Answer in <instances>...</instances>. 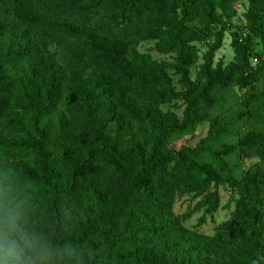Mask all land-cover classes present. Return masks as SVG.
<instances>
[{
	"label": "trees",
	"instance_id": "1",
	"mask_svg": "<svg viewBox=\"0 0 264 264\" xmlns=\"http://www.w3.org/2000/svg\"><path fill=\"white\" fill-rule=\"evenodd\" d=\"M228 2L0 0V244L19 242L32 264H264V54L250 46L264 50V0H247L234 61L212 68V45L187 80L190 42L219 40ZM143 40L174 63L133 52ZM172 100L179 117L159 109ZM202 122L194 147L168 148ZM209 185L234 208L207 236L172 204ZM199 205L211 214L216 195Z\"/></svg>",
	"mask_w": 264,
	"mask_h": 264
},
{
	"label": "rangeland",
	"instance_id": "2",
	"mask_svg": "<svg viewBox=\"0 0 264 264\" xmlns=\"http://www.w3.org/2000/svg\"><path fill=\"white\" fill-rule=\"evenodd\" d=\"M247 0H229L228 8L225 14L222 15L223 19L228 21L225 30L221 33L219 40L216 38L217 29L207 34L206 40L204 41H192L191 45L195 48V61L188 67L187 80L190 83H197L200 72V67L204 62L203 56L206 54L208 49L212 45H216V48L212 52L210 60V66L212 68L219 67L220 69L225 68L229 63L234 61L233 49L231 47V39L234 34L245 32L246 34V20L243 14L246 10ZM217 13H220L217 9ZM189 27L192 31L198 33L203 30V26L196 20H193ZM163 43L168 44L169 40L164 39ZM250 46L252 50L259 55L264 54V50L260 41L257 38L250 39ZM133 52L138 55H148L152 60L161 61L168 64L174 63V57L176 56L175 50L162 51L157 45V40H143L132 47ZM254 60L251 64H254ZM172 67L167 69L168 74L172 77V84L176 89L182 90V84L178 82V76L174 74ZM229 97L232 102H238L240 99V91L234 86H231V92ZM182 104L179 100H172L167 104L161 105L159 109L162 112H172L178 117L182 110ZM259 114L264 115V109L258 111ZM248 125L246 121L244 127ZM243 127V128H244ZM208 128L207 122L199 123L195 126L192 133L182 134L175 136L169 143L168 148L178 150L181 146L194 147L197 142L205 137ZM5 154L0 153V162L4 164L2 159ZM22 158V157H21ZM257 161V158H242L239 162V167L246 170L250 165ZM6 162V161H5ZM216 195L217 206L214 212L207 213L205 206H200L205 196ZM233 194L226 185H209V187L198 196H192L189 194H183L174 198L172 204L173 214L179 218L181 225L190 230L198 231L201 234L210 236L212 235L215 227L226 221L229 218L230 213L233 211Z\"/></svg>",
	"mask_w": 264,
	"mask_h": 264
},
{
	"label": "clouds",
	"instance_id": "3",
	"mask_svg": "<svg viewBox=\"0 0 264 264\" xmlns=\"http://www.w3.org/2000/svg\"><path fill=\"white\" fill-rule=\"evenodd\" d=\"M5 235L10 236L11 233L5 232ZM0 264H32V257L26 254L19 242L12 239L0 244Z\"/></svg>",
	"mask_w": 264,
	"mask_h": 264
},
{
	"label": "built area",
	"instance_id": "4",
	"mask_svg": "<svg viewBox=\"0 0 264 264\" xmlns=\"http://www.w3.org/2000/svg\"><path fill=\"white\" fill-rule=\"evenodd\" d=\"M245 35V32L243 31V32H241V36H244ZM239 40H240V38H239Z\"/></svg>",
	"mask_w": 264,
	"mask_h": 264
}]
</instances>
